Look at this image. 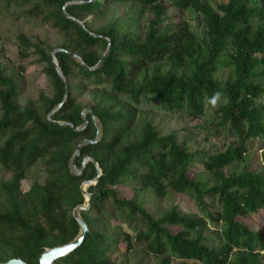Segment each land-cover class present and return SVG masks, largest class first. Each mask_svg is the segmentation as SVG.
I'll return each instance as SVG.
<instances>
[{"label":"trees","instance_id":"1","mask_svg":"<svg viewBox=\"0 0 264 264\" xmlns=\"http://www.w3.org/2000/svg\"><path fill=\"white\" fill-rule=\"evenodd\" d=\"M9 6L61 38L18 32L13 59L0 38V264H38L75 236L93 161L88 230L53 264H264V230L248 226L264 211V166L247 163L253 143L264 161V0H0V13ZM171 8L196 13L202 35ZM28 59L46 85L21 103ZM151 113L198 122L162 132ZM171 193L195 212L149 210Z\"/></svg>","mask_w":264,"mask_h":264},{"label":"rangeland","instance_id":"2","mask_svg":"<svg viewBox=\"0 0 264 264\" xmlns=\"http://www.w3.org/2000/svg\"><path fill=\"white\" fill-rule=\"evenodd\" d=\"M211 3H216L218 1L224 0H209ZM18 12V9L14 6H9L7 9L3 10L0 13V38L4 44L5 53L8 58H14V50L15 46L12 45L13 37L16 33L21 32L27 36L37 37L41 40H45L51 45L55 46L60 42V35L53 29L48 28L45 25L39 24L36 20H26L23 17L19 16L15 18L14 14ZM169 12L174 15L177 19L184 18L190 24L191 29L202 35V29L199 24V20L196 17V13L193 11H180L176 8H171ZM125 15V8L120 6L117 11L115 12V16ZM145 17L150 16L148 12L144 13ZM88 19V17L86 18ZM107 19V18H105ZM140 23L144 22L143 20H139ZM12 42V43H11ZM30 60L23 62L25 66V74L28 83L25 85L24 91H22L19 101L23 103L28 97L35 96L39 89L44 88L46 85L45 80L39 74L37 69H34L32 65H30ZM82 104H89V98L84 96L80 98ZM145 105V104H143ZM146 107L150 109H158L157 103L155 100L147 101ZM87 110V109H86ZM150 116L154 120V124L160 128L162 132L169 131L174 128H178L181 125H192L198 121H188L180 116L172 115L170 117H165L162 114H153L151 113ZM222 139V138H221ZM220 139V140H221ZM218 140V143L221 144L222 140ZM206 145V143H202ZM247 163L250 169L259 168V166H264V161L261 159L260 150L257 149L256 144L253 143L251 147H249L247 153ZM0 176H2L0 174ZM7 177V175H5ZM29 185V180H24L21 182V188L25 190ZM170 205H176L182 212H195V206L192 202L184 195L178 193H171L166 199L161 201H155L154 203L148 204V208L151 211H155L157 208H167ZM248 226L252 228H256L259 230H264V211H260L259 215H255L251 217ZM216 230V227L210 226L209 231L210 234Z\"/></svg>","mask_w":264,"mask_h":264},{"label":"water","instance_id":"3","mask_svg":"<svg viewBox=\"0 0 264 264\" xmlns=\"http://www.w3.org/2000/svg\"><path fill=\"white\" fill-rule=\"evenodd\" d=\"M53 63H54V66L58 70L57 63H56L54 57H53ZM58 73L60 76H62V74L60 73L59 70H58ZM78 150H79V146L77 147L76 154H77ZM88 160H92V159L89 157L84 158L80 171H76V169L74 168V160L72 161V166H73L76 174L81 173V171L84 167V164ZM93 163L96 167L97 174L94 178H92L90 180L82 181V183L80 184V192L82 194L83 200L80 204H77L72 210V217L74 218V220L76 221L77 226H78L77 233L69 242H67L65 244L55 246V247L44 248V250L42 251V253L40 254V256L38 258V264H53V262L56 259L70 253L72 250H74L76 247H78L82 243V241L84 240V237L86 235L88 227H87L86 222L82 218L80 212L82 210H86L89 207L90 194L88 193L87 188L90 185H94L96 183V181L98 180L100 173H101L99 165L95 161H93ZM3 264H27V263L24 262L20 258H11V259L7 260L6 262H4Z\"/></svg>","mask_w":264,"mask_h":264}]
</instances>
